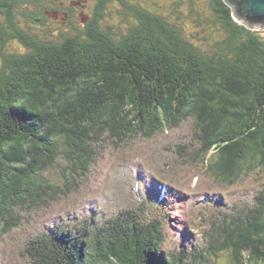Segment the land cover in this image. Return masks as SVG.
Returning <instances> with one entry per match:
<instances>
[{"label":"trees","instance_id":"trees-1","mask_svg":"<svg viewBox=\"0 0 264 264\" xmlns=\"http://www.w3.org/2000/svg\"><path fill=\"white\" fill-rule=\"evenodd\" d=\"M202 4L0 0V243L29 235V264H264V29Z\"/></svg>","mask_w":264,"mask_h":264},{"label":"rangeland","instance_id":"rangeland-1","mask_svg":"<svg viewBox=\"0 0 264 264\" xmlns=\"http://www.w3.org/2000/svg\"><path fill=\"white\" fill-rule=\"evenodd\" d=\"M200 4H202V0L200 1ZM203 9L206 11V15L208 14V11L207 9H205L203 7ZM184 12V14L186 13V11L182 10ZM186 23V34H189V33H193L195 32V28L193 25H191L188 21L185 22ZM184 25V23H183ZM200 35V34H198ZM199 42V41H198ZM190 129L189 126H181L178 131H172V132H169V133H161L160 134V139H154L153 141L151 142H148V143H144V144H141V148L139 149H144L143 151H147L148 153H145L144 154V157H143V160L144 161H149V159H151V161L154 162V158H155V155L151 154V152L154 150L156 152V149L158 152H162L164 153V150L161 148L160 145H158L159 142H165L166 140H168V138H173L177 135H179V133L181 132H186V130ZM167 138V139H166ZM141 143V142H139ZM154 143H156V145H154ZM166 143V142H165ZM125 152H128V148L125 150ZM144 152H142L141 154L143 155ZM164 154H167V153H164ZM169 158V157H168ZM121 169L117 166H110V169H109V175H108V181L110 183H112V181L114 180L113 182V185H112V189H111V192L117 196L119 194V196L122 198L125 194V185L122 184V187H119L120 185V182L119 184H117V181L122 178L124 179L123 175L119 172ZM190 178V177H189ZM194 178V176H193ZM200 178V176H199ZM191 180V179H190ZM194 182V181H193ZM193 187H190V190L191 191H197L195 189H192ZM196 189H200L201 193L204 192L203 189H205V187H202V186H199L198 188ZM118 196V197H119ZM109 203V202H108ZM32 223L30 225L27 226V228H25V231H30V227L31 226H42V224L40 225V223L42 222L41 218L39 219H36L31 221ZM71 224V223H70ZM44 227V225H43ZM23 232V231H22ZM21 232V233H22ZM31 233L34 232V230L30 231ZM10 236H7L8 238H4V244L0 243V264H29V259L27 256H20L21 252H23V249H22V246L24 245V243H22L28 236L25 235V237H21L20 236V232L17 233V231H13L12 233H9ZM20 236V237H19ZM27 236V237H26Z\"/></svg>","mask_w":264,"mask_h":264},{"label":"water","instance_id":"water-1","mask_svg":"<svg viewBox=\"0 0 264 264\" xmlns=\"http://www.w3.org/2000/svg\"><path fill=\"white\" fill-rule=\"evenodd\" d=\"M233 18L249 29H264V0H224Z\"/></svg>","mask_w":264,"mask_h":264}]
</instances>
